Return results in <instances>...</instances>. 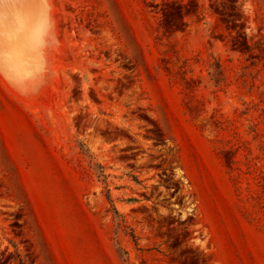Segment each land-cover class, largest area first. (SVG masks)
Listing matches in <instances>:
<instances>
[{
    "label": "rangeland",
    "instance_id": "1",
    "mask_svg": "<svg viewBox=\"0 0 264 264\" xmlns=\"http://www.w3.org/2000/svg\"><path fill=\"white\" fill-rule=\"evenodd\" d=\"M53 2L46 76L0 72V264H264V0Z\"/></svg>",
    "mask_w": 264,
    "mask_h": 264
},
{
    "label": "bare ground",
    "instance_id": "2",
    "mask_svg": "<svg viewBox=\"0 0 264 264\" xmlns=\"http://www.w3.org/2000/svg\"><path fill=\"white\" fill-rule=\"evenodd\" d=\"M55 7L56 5H54L53 0H0V72L3 70L7 73V77H2L8 80L9 76L8 81L13 85L11 87H15L14 91L19 90L26 93L25 89L27 85L29 87V84H32L38 78L46 76L50 63L49 56L51 55L49 54V45L53 40L51 38L55 30L54 28H56L55 12L57 11V16L61 14L58 8L55 10ZM55 35L57 36L58 33ZM55 35L54 37H56ZM57 37L59 38V36ZM56 38L55 41L58 39ZM52 43H55L54 40ZM53 45L50 46L53 47ZM56 45L58 48V44ZM57 58L58 56L54 57L56 60ZM52 61L53 59L51 60V64L53 65L54 62ZM58 65L60 64L56 66L58 67ZM59 69H61L60 66ZM49 70L51 71V69ZM52 72H54L53 76L56 75L55 69ZM47 75L49 76V74ZM45 78H43L44 82L42 84H50ZM49 79L51 80L50 77ZM48 86L51 87V85ZM40 90L41 87L38 90L39 93L41 92ZM17 93L19 92L17 91ZM30 93L28 94L30 95ZM39 93L37 95L41 96L42 92L41 94ZM22 95L27 96L25 94ZM29 99L32 98L30 97ZM35 99L36 97L33 101Z\"/></svg>",
    "mask_w": 264,
    "mask_h": 264
}]
</instances>
